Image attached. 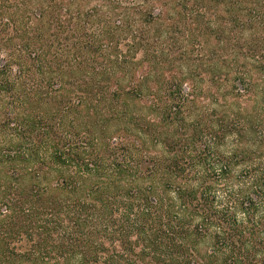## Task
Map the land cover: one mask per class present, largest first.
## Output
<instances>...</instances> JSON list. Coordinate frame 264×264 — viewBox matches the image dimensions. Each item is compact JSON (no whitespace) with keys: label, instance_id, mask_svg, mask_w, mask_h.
Masks as SVG:
<instances>
[{"label":"trees","instance_id":"obj_1","mask_svg":"<svg viewBox=\"0 0 264 264\" xmlns=\"http://www.w3.org/2000/svg\"><path fill=\"white\" fill-rule=\"evenodd\" d=\"M9 1L0 0V8ZM153 1L17 0L6 22L0 21V53L6 54L0 58V95L7 94L15 109L0 110V129L32 140L23 155L12 138L8 151L0 150V264H264V0L194 4L222 5L229 14L217 41L223 42L222 32L230 33V54L212 51L207 81L196 71L171 74L173 60L158 53L167 32L139 27L130 18V11L139 13ZM175 1H184L185 9L190 3H161ZM108 8L114 10L109 18ZM148 15L150 25L167 22L162 14ZM83 19L85 27L79 24ZM88 25L97 26L75 43L68 66L77 71L65 80L62 58H47L48 43L67 27L76 36ZM129 40L125 52L121 45ZM133 49L144 56H133ZM49 73L70 85L52 89L58 95L50 97L52 107L57 99L62 105L51 116L39 112L43 102L51 106L40 89L54 83ZM190 79L191 91L185 85ZM202 97L215 103L228 99V106L218 103L224 108L213 123L221 124L219 132L199 129L198 137L210 136L199 148L205 168L185 179L179 160L145 156L146 138L156 144L161 123L174 122ZM144 98L149 102L142 103ZM15 103L27 108L16 111ZM92 117L94 128L87 122ZM53 121L63 134L49 124ZM126 135L134 140L129 143ZM224 137L231 142L228 152L220 148L218 139ZM39 160L46 169L29 167ZM69 200L78 211L68 216L77 226L72 235L63 220ZM100 224L104 229L98 234ZM53 230L65 233L53 246L55 253L47 248ZM22 232L37 235L31 250L17 252L5 244ZM66 238L72 247L65 246ZM102 239L121 245L107 248Z\"/></svg>","mask_w":264,"mask_h":264},{"label":"rangeland","instance_id":"obj_2","mask_svg":"<svg viewBox=\"0 0 264 264\" xmlns=\"http://www.w3.org/2000/svg\"><path fill=\"white\" fill-rule=\"evenodd\" d=\"M123 2H129L134 1L135 3L143 4L144 2H147V0H120ZM162 0H154L152 2L153 6L139 10V13L134 12V10L130 11L131 16L130 18H136L138 20V26H143L146 29H152V31L156 30H162L163 32H167L168 38L162 42V44L158 45V53L162 54V57L168 58L169 60H173V67H171V71H169L171 74H177L178 72L184 70L188 72L196 71L200 72L205 77V81H207L208 73L212 69V66H210V60L211 57L216 53L219 56L227 58L230 54L229 47L226 48L227 39L230 36V33L222 32V34H219L221 36V39H223V42L219 45V42L217 41L218 33L220 29H223L224 27L229 26V14L225 12V7L222 5H219L216 9L214 5L209 7H197L194 4H196L197 1L200 0H190V3L187 4V9L183 8V3L180 5H177L176 1L174 3H170L168 6H162L163 3H161ZM204 1V0H202ZM195 2V3H194ZM206 4V3H205ZM16 5H18L17 0H12L7 3H3L1 5V9H3V13L0 16V21L6 22L7 18L9 17L10 12L16 8ZM194 9H191V8ZM108 11L106 12V15L109 16L113 15L114 10L112 8H108ZM150 11L155 12L156 14H162L167 17V22L163 23V26L161 27L159 22H156L152 25L147 23V20L149 19L148 13ZM6 12V13H5ZM82 22L79 23L80 26L85 27V19L81 20ZM107 23V32L111 36L113 34L110 32V29L113 27L112 20L110 21L108 19ZM97 25H88L85 29L81 30V33L79 35H74L71 32H68V27L66 28L65 32H63V35L60 36L59 39L52 38L54 41L49 42L48 45H51L50 47V53H48L47 58L53 60V56L57 55L58 57L62 58L63 64H65L64 73L66 74L65 80H68V76L70 74L69 71L75 72V70H71L68 66V63L70 59L75 57V43L81 39V34H84L86 32L94 33V30ZM214 32V33H213ZM221 32V31H220ZM236 36V34H235ZM46 38H49V35L46 36ZM238 38V37H237ZM79 42L76 43V45ZM131 41H125L124 44L121 45V48L127 52L130 49L128 44L131 45ZM109 55L113 58L115 51H114V45L111 44L109 48ZM71 51V53L69 52ZM74 51V52H73ZM134 52H132L133 56H137L138 58H142L144 56V51L133 49ZM214 52V54L212 53ZM6 54L2 51L0 53V58H5ZM215 56V55H214ZM213 56V57H214ZM82 58V56H80ZM84 59L82 58V61ZM186 60V61H185ZM27 61L30 63L29 59ZM99 66V67H98ZM97 67V72L101 68V64H99ZM63 69H58V71H62ZM66 70V71H65ZM27 76H32V70L26 71ZM167 74V73H166ZM49 77L53 78L51 80H55L53 84L49 83H42L40 86V89L45 92L46 94L45 99L49 102L51 106H48L46 102H43L39 106V112L42 113H48L50 116L52 115L54 110H57L59 105L58 104L59 99H57V103L52 107L54 101L53 96L55 95V91L52 90L53 88H60L63 86L69 87L67 83L64 84L63 81H60V76L58 74L49 73ZM28 78V77H27ZM70 80V78H69ZM68 82V81H66ZM35 86L36 84L33 83L30 85ZM188 86V90L191 91V79L185 84ZM202 87L207 88V83H202ZM55 96H58L57 94ZM50 97H52L50 99ZM202 99L197 103V105H193L189 108H186L183 113L180 116H177L175 118V121L170 123L169 121H165L161 123L159 129H158V137L159 141L156 144H153L151 142V139L147 137V143H146V149H145V156L146 157H154L159 156L160 158L167 159L168 161H174L179 160L182 165L186 168L185 172L187 173L184 177L185 179H189L190 173L193 175V177L196 175V170L205 168V163L201 164L198 160L199 148L203 147L204 140H209L210 136L206 133H203L201 136H197L199 134L200 128H215L217 132L221 130V124H214V120H217L222 116V113L224 111V108H221L218 103H226L228 102V99L224 100L221 99L218 101V103H215V101L210 100L209 98ZM11 99L9 96L5 93L0 95V110L2 112H6L9 110H15L11 104ZM134 102L138 105V101L134 100ZM149 102V99L144 98L142 100V103ZM252 102H248V105ZM227 104V103H226ZM17 107L16 111L22 112L27 107H19L17 103H15ZM48 106V107H47ZM197 106V107H196ZM219 106V107H218ZM228 106V104H227ZM226 106V107H227ZM219 109V110H218ZM219 111V115H215L214 112ZM222 112V113H221ZM86 114V112L82 113ZM77 116V114H76ZM50 120V119H49ZM53 120V119H52ZM93 120V121H91ZM90 127L94 128L96 125L94 124L95 119L92 117L91 119L87 120ZM54 127L56 126V132L58 134H63L62 128L58 126V123L52 122L49 123ZM58 126V127H57ZM115 128V127H113ZM55 132V130H52ZM85 128L82 129V132L84 133ZM8 133V131H7ZM28 135V133H27ZM116 135V134H115ZM114 135V136H115ZM220 136V133H218ZM117 136V135H116ZM12 138L14 141L18 142L19 145L17 148L22 149V152L20 154H24L26 152L27 147L30 148L31 145L27 140V136L24 137L19 134V136L16 135H7L5 131L0 129V150H5L8 147V142ZM126 138L128 139V142H132L134 140V137L132 135H126ZM120 139V137H119ZM201 140V141H200ZM220 143H222V146L220 147L224 152H228L230 148V140H228L226 137L223 139H218ZM50 142L51 139H49ZM35 142H37V138H35ZM54 143V142H53ZM50 144V143H49ZM12 146V145H11ZM14 146H16L14 144ZM202 152V151H201ZM48 154L50 152L48 151ZM41 161H35L30 164L29 167L35 166L37 168L44 167L45 169L47 166H43ZM19 166H23V163H19ZM183 177V175H182ZM58 178V177H57ZM174 178V177H173ZM179 181H183L181 177L174 178ZM57 180V179H55ZM5 181L4 179H1V182ZM54 184V182H53ZM73 197V196H72ZM69 205V209H64V211L68 212L63 213V220L64 224L67 220L66 225H70V227L67 229L68 235H72L73 231H75V228L77 226H74L72 223H70V219L68 216L72 214H77V207L73 204L71 200L67 201ZM75 211V212H74ZM10 223V222H9ZM12 224V223H11ZM56 227V225H55ZM85 226L81 225V229H83ZM80 229V230H81ZM96 229H98V234H101V231L104 229V226L102 224L97 225ZM2 233V232H0ZM56 230H53V233H51V236L53 235V239H49L50 242L49 245H47V248L51 251H54L53 246L58 245L60 242V235L65 234L62 232ZM37 235L34 236H28L26 233L22 232L19 234V236H16L13 239L5 240V244L10 246L12 249L15 246V249L17 252H23L27 250H31L35 243H36ZM96 240V238H95ZM65 246L72 247L73 242L70 238H66L65 240ZM53 243V244H52ZM75 243V242H74ZM101 243L105 244L107 248H111L113 245L119 247L121 245L120 241L110 240V239H102ZM51 244V245H50Z\"/></svg>","mask_w":264,"mask_h":264}]
</instances>
